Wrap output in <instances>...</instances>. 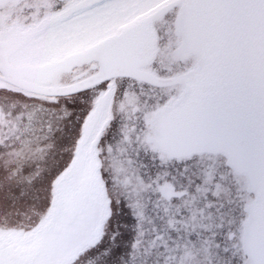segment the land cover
I'll return each instance as SVG.
<instances>
[{"label": "snow or ice", "instance_id": "1", "mask_svg": "<svg viewBox=\"0 0 264 264\" xmlns=\"http://www.w3.org/2000/svg\"><path fill=\"white\" fill-rule=\"evenodd\" d=\"M0 264H264V0H0Z\"/></svg>", "mask_w": 264, "mask_h": 264}]
</instances>
